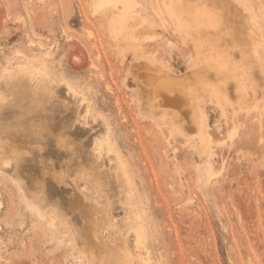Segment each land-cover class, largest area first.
Returning a JSON list of instances; mask_svg holds the SVG:
<instances>
[{"label": "rangeland", "instance_id": "obj_1", "mask_svg": "<svg viewBox=\"0 0 264 264\" xmlns=\"http://www.w3.org/2000/svg\"><path fill=\"white\" fill-rule=\"evenodd\" d=\"M140 1L139 48L181 73L206 39ZM220 1L264 59V0ZM99 3L0 0V143L26 152L0 160V264H91L77 196L134 264H264V99L243 116L206 98L210 170L188 148L172 155L129 73L132 47L112 32L115 10Z\"/></svg>", "mask_w": 264, "mask_h": 264}, {"label": "bare ground", "instance_id": "obj_2", "mask_svg": "<svg viewBox=\"0 0 264 264\" xmlns=\"http://www.w3.org/2000/svg\"><path fill=\"white\" fill-rule=\"evenodd\" d=\"M139 1L100 0L99 5L115 10L112 32L132 47L134 61L130 64L129 73L139 85L143 109H147L151 117H155L153 120L162 125L164 139L172 155L177 150L182 149L184 152L188 148L197 154L200 161L205 162L210 170L213 152L205 111L206 98L213 101L220 114L230 107L232 114H237V109L242 111L243 116L249 113L251 107H257L260 99H264V59L259 48L257 32L244 25L235 16L233 5L226 1L221 3L220 0H149L151 9L166 25L170 23L171 18L175 21L177 31H182L184 25H187L190 36L200 34L206 39L204 43L192 45L190 66L178 73L166 61L156 62L150 56L151 53L147 54L149 49L146 43H142V48L148 50L143 52L139 48L140 43L135 36L132 17L134 10L139 7ZM143 6L139 9H143ZM175 9L180 11L178 15L173 13ZM137 13L138 11L135 12ZM236 50L239 53L238 58L235 57ZM242 59L245 64L240 63L239 60ZM260 112L264 114V105ZM254 115L255 112L252 117ZM248 133L250 135V132ZM255 133L259 135L254 129L252 136ZM60 139L62 141V138ZM25 153L0 143V160L9 157L17 164L20 155ZM76 165L80 166L81 163ZM80 169L77 171H81ZM81 200L77 196L70 202L72 212L78 211L84 220L85 244H81L80 248H85L80 250L81 256L86 257L87 261H96L97 264H134L124 242L121 241L117 252H110L109 243L106 241L108 235L104 234L110 228L108 217L105 215L106 217L98 219L95 214L93 218L95 210L92 212Z\"/></svg>", "mask_w": 264, "mask_h": 264}]
</instances>
